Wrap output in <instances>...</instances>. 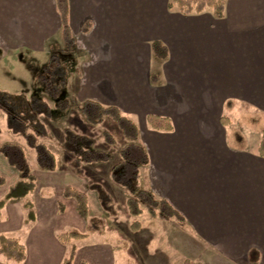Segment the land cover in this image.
I'll return each mask as SVG.
<instances>
[{"label": "crops", "instance_id": "obj_1", "mask_svg": "<svg viewBox=\"0 0 264 264\" xmlns=\"http://www.w3.org/2000/svg\"><path fill=\"white\" fill-rule=\"evenodd\" d=\"M67 2L75 40L71 52L51 46L54 39L64 45L54 0H0V66L7 59L11 70L5 69L13 76L20 66H43L52 53L61 59L67 54L74 70L62 95L66 90L80 102L115 106L139 123L138 142L149 159L139 168V180L145 179L147 187L142 189L165 199L183 217L175 222L200 243L231 254L246 247L247 262L258 264L264 250V158L257 154L259 141L252 151L251 141L231 122L264 117V0H225L222 18L210 11L181 14L168 8L169 0ZM154 41L166 47L165 60L152 55ZM1 90L22 91L20 86ZM75 112L70 108L65 118L70 113L81 121ZM149 115L169 119L172 130L150 129ZM141 131L148 136L140 142ZM67 162L61 169L56 161V170L39 179L32 173L35 190L42 180L53 181L45 185L58 199L51 203L52 195L41 192L34 201V220L26 222L23 203L15 200L0 211V234L17 238L26 253L18 263L0 255V264H60L66 248L57 233L67 226L84 230L85 218L72 199L62 198V190L70 186L85 193L90 215L97 196L89 199L79 178L83 171L76 173L68 167L69 158ZM99 164L107 163L86 166ZM0 176L5 180L1 199L18 179L1 155ZM56 202L64 204L62 212ZM92 236L96 239H88ZM92 236L77 241L72 264H115L114 244L105 236ZM250 251L257 254L250 256Z\"/></svg>", "mask_w": 264, "mask_h": 264}, {"label": "trees", "instance_id": "obj_2", "mask_svg": "<svg viewBox=\"0 0 264 264\" xmlns=\"http://www.w3.org/2000/svg\"><path fill=\"white\" fill-rule=\"evenodd\" d=\"M55 8L60 18L61 36L66 52H71L75 45L69 26V12L67 0H54ZM225 0H169L168 8L176 9L184 15L200 14L210 11L215 18L224 16ZM90 23L87 21L82 27V33L89 31ZM152 55L158 60H165L167 57L166 47L159 41L150 44ZM34 79V86L40 87L53 102L55 108L65 113L74 107L79 111L84 120L91 125H97L108 117L120 130L126 143L119 150L120 162L114 165L110 171L111 180L121 188L125 189L129 197L126 200L128 213L132 217H139L143 209L154 217L165 221L183 222V217L165 200L156 198L150 191L142 189L138 185L139 168L146 166L149 162L145 148L139 144V130L136 123L124 116L115 106H103L93 100H85L80 104H74L68 99H62V91L66 86L69 70L63 64L59 53H52L43 66H30ZM36 70V71H35ZM38 70V71H37ZM41 71V73L39 72ZM153 79V76H152ZM6 115V127L14 135H21L28 148L35 152V159L38 168L49 172L56 170L55 155L49 148L39 140L45 139L48 135L44 125L37 121V116L50 119L52 116L51 107L48 102L36 96L29 99L22 95H16L0 89V114ZM148 127L155 131H171L172 123L169 119L161 116L149 115L146 118ZM64 148L72 155L70 166L81 173L83 166L92 163H107L110 154L93 148V140L85 135H79L71 130L64 131ZM103 138L108 145L114 143L113 136L105 131ZM257 154L264 158V130H262ZM0 155L7 165L16 171L17 181L11 186L7 193L0 199V211L11 200L23 201V208L27 211L26 222L34 220V203L28 198L36 189V178L32 174L24 150L18 144H0ZM5 180L0 176V186ZM89 189L95 192L101 207L110 212L113 207L110 205V196L99 183H91ZM63 199H72L75 202L76 212L86 219L83 231L61 230L57 233V239L66 248V253L60 264H72L76 255L77 246L75 241L82 240L88 236L106 235V224L103 218H92L89 212L88 200L85 193L65 186L62 190ZM64 210V204L58 202V211ZM132 227L135 230L140 228L139 222L134 221ZM115 247L120 246L127 250V244L117 239ZM120 244V245H119ZM250 256L257 254L250 251ZM0 255L11 262H22L25 259V247L15 237H8L0 234ZM249 256V257H250ZM258 260V259H257ZM256 260V261H257ZM85 264V263H81ZM130 264H133L130 260ZM185 264L191 263L185 260Z\"/></svg>", "mask_w": 264, "mask_h": 264}, {"label": "rangeland", "instance_id": "obj_3", "mask_svg": "<svg viewBox=\"0 0 264 264\" xmlns=\"http://www.w3.org/2000/svg\"><path fill=\"white\" fill-rule=\"evenodd\" d=\"M60 43V40L55 41L54 39V43H51V46H56L55 50L58 51L60 47L64 46L60 45ZM66 55L67 54H64V56L62 57L63 64L66 66V68H68L69 71L74 70L70 58L66 57ZM42 56L43 54L39 56L37 55L38 58ZM6 60L7 59L3 60L4 66H0V89L11 87L18 88L20 86V89L22 90L21 94L19 93L16 95H22L26 99H29L30 96L33 95L38 98H44V100L50 104L52 112V116L50 119L44 118L43 116H37V121L44 125L48 133V136L45 139L39 141L44 143L55 155L58 165L57 168H65L68 163V158L70 161L72 159V155L68 153L64 148V131L66 129L71 130L76 134L90 137L94 142V149L101 150L110 154V160L107 162V164L88 166L84 165L82 170L83 174L79 176V178H81L82 182L84 183L83 186L88 192L86 193L89 199H92V196H95V193L88 188V185H90L91 183H99L103 186V188L106 184H110L113 186H110L113 189H105L107 192L109 191L110 193L108 194L111 199L110 205L113 207V210L110 212H105V210H102L97 198H94V204L92 207L93 210L91 213L97 212L100 213L101 216H97L95 215V213H93L94 215L91 214V217L103 218L105 220L106 231H108L105 235V239L109 242H112L114 246L116 245L115 242L117 243V239H121L126 242V251H124L121 246L119 248H116L115 264H130V260L133 264H185V260L191 263L198 264H249L245 259L246 247L244 249H238L233 251L234 254H231L230 251L227 253H223L221 250L209 248V246L205 243H200L199 239H196L195 237L190 235L189 232L183 231L180 225H178L173 220L165 221L158 218H154L150 216L145 209H143V213L139 217L130 216L126 206V200L129 197L128 192L120 186L114 184L111 180L109 181V174L112 167L120 162L119 150L126 143L117 126L108 117L104 118V121L100 124H88L84 120L82 114L77 111L75 106L72 107V109L76 110L75 113H77L76 115L77 117H79V119H81V121L78 119L76 120L75 116H71L70 113L66 116L67 118H65V113L59 112L55 108V102H53L50 98L46 96L42 88L34 86V79L32 80V71L30 68L25 69L23 66H20L18 69H13V76L8 75L5 67L10 70L11 67L8 68V60ZM154 67L155 66L153 65V70ZM39 72L41 73L40 70ZM3 82H5L7 86H4ZM70 96L71 95L69 94V92L65 90V93L61 98L68 99L74 104L81 103L80 100L75 96ZM235 116L236 115H234V118L238 117ZM249 118L250 119H248L246 122L233 121L231 122V124L236 127V130L239 131L238 133L241 136L246 135L248 137L249 141H251V150L253 151L258 144L262 133L261 130H263L264 127V117L259 114H256L251 115ZM6 122V115L4 113H1L0 144L12 143L21 146L27 157L31 172L36 175L37 179H39L41 175L46 176V174H51V172L49 171L38 168L35 159V152L27 147L21 135H14L7 129ZM136 124L139 125L138 122H136ZM105 131H108L113 136L115 141L112 145H108L105 142L103 138V133ZM259 131L261 133H258ZM141 133L142 135L140 138V142L143 141L146 136H148V133H144V131H141ZM68 167H70V165H68ZM52 175L54 174L52 173ZM43 182H46V180H42V185H40V187L35 190L34 194L32 193L31 196L28 197L34 204H36L34 202L36 201V199L41 198L40 193L44 190H46L47 193L52 195L51 203H53L57 199V196L54 197V193L56 191L54 192V190L47 187L51 185L53 181L51 182L50 180H48V183ZM144 182L145 179L141 178V180H138L137 183L139 187L147 188L146 183ZM57 189H59V187ZM13 202L22 203L23 201L15 200ZM56 203L58 206V202ZM50 208L53 209V205L50 206ZM4 215H6V212L5 214L3 212V216ZM243 220L247 222V219ZM134 221L139 222L140 228L138 230H135L132 227ZM70 229L78 230L76 227L72 226H67L62 230ZM88 239H96V236H92ZM74 243L78 247V242L75 241ZM242 244L245 245L244 243ZM258 264H264V250L261 251V260Z\"/></svg>", "mask_w": 264, "mask_h": 264}]
</instances>
